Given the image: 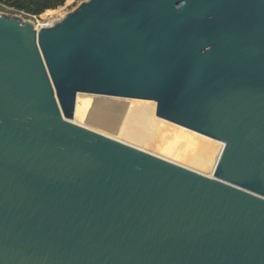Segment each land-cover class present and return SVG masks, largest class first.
I'll use <instances>...</instances> for the list:
<instances>
[{
  "label": "water",
  "instance_id": "1",
  "mask_svg": "<svg viewBox=\"0 0 264 264\" xmlns=\"http://www.w3.org/2000/svg\"><path fill=\"white\" fill-rule=\"evenodd\" d=\"M77 92L80 120L177 158L144 98L223 140L214 176L71 121ZM0 264H264V0L0 10Z\"/></svg>",
  "mask_w": 264,
  "mask_h": 264
},
{
  "label": "bare ground",
  "instance_id": "2",
  "mask_svg": "<svg viewBox=\"0 0 264 264\" xmlns=\"http://www.w3.org/2000/svg\"><path fill=\"white\" fill-rule=\"evenodd\" d=\"M52 13H54V12L51 8H48L44 12H42L41 16L46 17L47 20L43 24H38L39 26H37V27L39 28L41 26L53 25L54 23L59 21L65 15V14H63L60 17V16L53 15ZM78 92L107 95V96H115V97L132 98V96L104 94V93H96V92H84V91H78ZM78 92L76 95L75 113H74V116L72 118H70L71 121L78 123V124H81L83 126H86L88 128H91L93 130H96L100 133H103L105 135H108L110 137L118 139L120 141H123L127 144L139 147L141 149H144L146 151H149L151 153L159 155L165 159L171 160L177 164H180V165L185 166L187 168H190L192 170L198 171V172L206 174L208 176H214V170H215L216 164L219 160L220 154H221L222 149H223L224 144H225V142L223 140L214 138L210 135L204 134V133L199 132L193 128L182 125L180 123H177L175 121H172L168 118H165V117L157 114V107H158L157 101L155 99H151V98H144V100H149V101H152L155 103L154 104V112H153L154 117H158V118H161V119L166 120L168 122H171L173 124H176L179 127L180 131L182 132L184 143L182 145V148H181L180 153H179L178 158H177V157H174L172 155L161 152L159 150H156L154 148L144 146L143 144H141L139 142H136V141L128 139L126 137L120 136L116 133H113L111 131H108L106 129L98 127L96 125L89 124L83 120H80L79 118L76 117V106H77ZM182 136H173V142L174 143L180 142L182 140ZM218 144H220V149H219L218 154L216 155V157L214 159V164H213L212 170L210 172H207V171L205 172L203 168H200L197 165L194 166V165L187 163L183 160V159H187V160L189 159L190 161H192V163L194 162L198 165H204L206 162H208L209 156L214 151L215 147L218 146ZM218 148H219V146H218ZM213 156H215V155H213ZM179 157H182V159H180ZM211 161H212V158H211Z\"/></svg>",
  "mask_w": 264,
  "mask_h": 264
},
{
  "label": "rangeland",
  "instance_id": "3",
  "mask_svg": "<svg viewBox=\"0 0 264 264\" xmlns=\"http://www.w3.org/2000/svg\"><path fill=\"white\" fill-rule=\"evenodd\" d=\"M82 1H84V0H66L63 5H60V6L56 7V8H51L53 10V12H54L52 14L61 17V15L66 14L67 12L75 9ZM18 14L20 16H22L23 19L32 21L36 27L39 26L38 24H43L47 20L46 17H42L41 14H37V13L31 14V15L20 14V13H18ZM144 146H146V145H144ZM218 146H219V148H218ZM218 146L215 147L214 151L211 153V155L208 158V162H206L204 165H198V164H196L194 162L192 163V161H190L189 159L188 160L187 159H183V160L185 162H187V163H190V164L194 165V166L197 165L198 167L203 168L205 172L206 171L210 172L212 170V167H213V164H214V159H215V157L218 154V151L220 149V144H218ZM147 147H149V146H147ZM213 155H215V156H213ZM179 158L182 159V157H179ZM211 158H212V161H211Z\"/></svg>",
  "mask_w": 264,
  "mask_h": 264
},
{
  "label": "trees",
  "instance_id": "4",
  "mask_svg": "<svg viewBox=\"0 0 264 264\" xmlns=\"http://www.w3.org/2000/svg\"><path fill=\"white\" fill-rule=\"evenodd\" d=\"M66 0H0V10H8L9 7L21 9L29 14H41L48 8H56L63 5Z\"/></svg>",
  "mask_w": 264,
  "mask_h": 264
},
{
  "label": "built area",
  "instance_id": "5",
  "mask_svg": "<svg viewBox=\"0 0 264 264\" xmlns=\"http://www.w3.org/2000/svg\"><path fill=\"white\" fill-rule=\"evenodd\" d=\"M1 3V2H0ZM2 4V3H1ZM2 11H6V12H13V13H15L16 12V14H18V13H20V14H26V15H31V14H29L28 12H26V11H24V10H21V9H15V8H13V7H9L8 6V10H2Z\"/></svg>",
  "mask_w": 264,
  "mask_h": 264
}]
</instances>
